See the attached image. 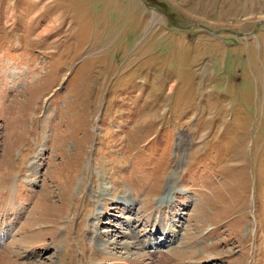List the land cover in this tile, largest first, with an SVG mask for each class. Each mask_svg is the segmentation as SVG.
<instances>
[{"label": "rangeland", "instance_id": "374dc122", "mask_svg": "<svg viewBox=\"0 0 264 264\" xmlns=\"http://www.w3.org/2000/svg\"><path fill=\"white\" fill-rule=\"evenodd\" d=\"M129 256L264 264V0H0V264Z\"/></svg>", "mask_w": 264, "mask_h": 264}, {"label": "bare ground", "instance_id": "6f19581e", "mask_svg": "<svg viewBox=\"0 0 264 264\" xmlns=\"http://www.w3.org/2000/svg\"><path fill=\"white\" fill-rule=\"evenodd\" d=\"M11 186H10V189H11V191L12 192H14V191H20L19 193H17L15 196H17V195H19V194H24V191H25V187H24V185L23 184H19V182H18V180H17V178H15V179H13L12 181H11ZM15 193V192H14ZM168 195V194H167ZM132 205V204H131ZM161 225V224H160ZM160 227V226H159ZM157 229V228H156ZM162 229H164L163 231V237H162V240L161 239H159V240H157V239H155V241L154 242H152V245H157L158 243H160V242H162V241H164L166 238H168V237H171V239L174 237V233L176 232V229H174V228H172V227H168L167 229L166 228H162ZM162 231V230H161ZM136 237V236H135ZM156 238V237H155ZM96 241H97V245H96ZM99 241L101 242V241H103V239H101L100 238V236L98 237V239L97 238H95V245H94V247H93V245H92V251L90 250L89 252H88V256L90 255V257H92V258H94V259H97L100 255H99V252H100V249H99ZM116 243V242H115ZM101 244H102V242H101ZM100 244V246H102ZM164 246V245H163ZM166 252H168V251H166ZM139 255H142L141 253H139V252H137ZM163 254H165V252H163L161 255H160V259H161V257L163 256ZM158 257V256H157ZM91 258V259H92ZM140 258V257H139ZM143 258H145L143 255L141 256V259L143 260ZM165 258V257H164ZM164 258H163V261H165L164 260ZM128 262H126V264H138V259L134 256H129L128 258ZM142 260H140V262L142 261ZM149 262V261H148ZM165 263V262H164ZM159 264H160V262H159ZM197 264V263H196Z\"/></svg>", "mask_w": 264, "mask_h": 264}]
</instances>
